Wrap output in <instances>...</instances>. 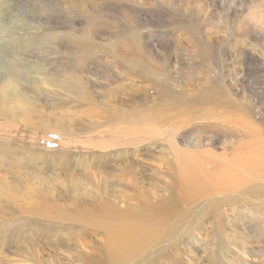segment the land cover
<instances>
[{
  "label": "rangeland",
  "instance_id": "374dc122",
  "mask_svg": "<svg viewBox=\"0 0 264 264\" xmlns=\"http://www.w3.org/2000/svg\"><path fill=\"white\" fill-rule=\"evenodd\" d=\"M10 5L0 30L6 21L21 22L37 35L23 59L0 55V82L5 76L19 93L27 91L29 106L26 117H0L1 179L37 170L56 193L72 180L95 193L104 185L139 184L157 192L149 196L155 201L169 197L162 189L184 165L208 172L223 166L261 188L264 161L246 168L252 173L234 160L258 147L264 154V0H90L81 10L62 0ZM13 32H4L0 47L19 35ZM68 33L88 43L64 55L55 35ZM10 61L37 84L8 68ZM66 76L70 90L42 83ZM40 85L47 90L38 91ZM190 97L194 103L185 101ZM246 140L252 148L240 145ZM181 149L189 155L179 162ZM22 153L28 158L19 161ZM261 200L227 205L222 216L201 201L196 209L208 211L190 214L182 222L187 227L174 231L165 220L164 231L173 234L156 245L157 264H264ZM8 217L0 220V255L15 264L19 257L10 252L18 235L11 231L37 229L28 225L30 214ZM139 259L153 264L145 254Z\"/></svg>",
  "mask_w": 264,
  "mask_h": 264
},
{
  "label": "bare ground",
  "instance_id": "6f19581e",
  "mask_svg": "<svg viewBox=\"0 0 264 264\" xmlns=\"http://www.w3.org/2000/svg\"><path fill=\"white\" fill-rule=\"evenodd\" d=\"M11 1L0 0V19L7 20V17L13 13ZM62 2L70 9L81 10L90 0H62ZM3 29L0 30V38L4 36V32L15 31L19 35H10L7 45L0 47L3 49L0 55L4 54L5 57L15 55L17 60L23 59L19 57L25 51V44L37 35L35 34L37 28L21 22L17 24L6 21ZM55 38H57L56 44L62 49L60 53L64 55L70 54L74 46H85L88 43L86 37L74 39L70 33L62 37L55 35ZM7 67L16 70L29 83L37 84V79L26 77L28 70L18 68V62L10 61ZM36 70L43 71L42 67H37ZM1 79L0 117L4 116L10 120H15L16 115L26 117L29 107L26 103L27 91L19 93L5 76ZM42 79L44 85L52 84L67 90L72 87L70 76H66L65 79L47 77ZM40 86L36 87L38 91L47 90L45 86ZM202 97L208 100L207 104L212 100L207 91ZM192 100L193 98L190 97L185 101L194 103ZM251 142L246 140L240 145L252 148ZM261 151L262 149L258 147L248 154L240 152L234 163L239 164L243 169L259 167L260 164L254 162L264 161V154ZM179 152V155H175V159L179 162L185 161V156L189 154L183 149ZM207 154L214 155L209 152ZM17 156L19 161L28 158L25 153ZM35 158L38 157L35 155ZM3 159L4 157L0 156L1 166ZM251 170L246 169L248 172ZM255 170L253 169L252 173ZM37 173V170L31 174L19 169L11 175V180L0 178V220H4V217L9 219L8 216L16 212L19 214L23 212L30 214L28 225L37 229L36 232L21 229L11 231L18 235L14 241V248L12 251L9 250L12 255L19 257L15 264H141L139 258L144 254L145 260L157 264L156 245L169 239L173 234L170 231L187 227L182 222L187 221L190 214L206 212L209 207L210 212L222 216L227 205L243 203L249 198L256 201L260 198L264 200V182L259 189L257 183L250 184L246 181L241 172L223 166L208 172L195 166L184 165L178 171V177L170 178L162 189L169 192V197H159L155 201L149 196L156 194L157 197V192L146 189L143 184V186L125 185L123 189H117L112 185L111 187L97 185L99 191L95 193L89 188L88 183L72 180L69 185H64L66 188L62 189L63 191L56 193L57 186L53 185L54 182L49 183L38 178ZM11 183L13 184L10 186ZM45 183L48 185L47 191L43 190ZM60 184L63 185V181L57 180L59 187ZM250 185H254L255 188L251 189ZM11 187H15L13 192L10 190ZM41 198L46 201L42 203ZM201 201H206L207 207H199L197 210L196 206ZM232 210L235 212L234 208ZM157 218L161 220L156 221ZM165 220L174 224L170 231H164ZM63 227H66L65 232ZM6 257L0 255V264L14 261V259L6 260Z\"/></svg>",
  "mask_w": 264,
  "mask_h": 264
}]
</instances>
